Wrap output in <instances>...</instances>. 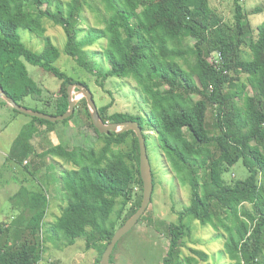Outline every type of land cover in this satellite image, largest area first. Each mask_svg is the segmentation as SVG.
I'll return each instance as SVG.
<instances>
[{
    "label": "trees",
    "instance_id": "1",
    "mask_svg": "<svg viewBox=\"0 0 264 264\" xmlns=\"http://www.w3.org/2000/svg\"><path fill=\"white\" fill-rule=\"evenodd\" d=\"M90 1L0 0V87L22 106L31 97L45 107L33 110L63 114L68 109V86L89 85L55 64L60 50L46 34L45 20L61 26L66 37L63 51L77 67L103 80H134L149 104L144 117L109 113V104L97 106L102 120L138 121L144 132L148 125L160 137L174 177L190 187V203L180 211L178 222L169 224L170 242L161 264L209 260L207 252L195 247L184 254L186 216L214 228L215 236L224 241L229 264H264V21L253 27L249 17L260 8L248 12L243 0H233V19L226 22L209 0H100L105 11L102 25L88 27L79 39L81 13ZM20 28L43 39V50L28 48L20 39ZM100 39L106 41L101 54L109 68L96 72L93 55L83 47ZM26 62L57 77V96L44 95ZM2 100L15 114L23 113ZM76 114L83 124L73 126L75 131L63 142L41 153L35 150L33 158L38 161H31L36 171L47 156L71 165L59 174L68 202L56 226L68 238L67 244L85 238L86 249L98 252L95 263L100 264L114 232L141 203L139 144L132 130L100 133L84 97L61 122L72 126ZM28 116L22 134L32 138L44 126L50 130L59 122ZM144 135L147 144L148 134ZM17 141L19 137L10 158L21 161L32 174L29 149ZM240 160L247 177L226 180L224 173ZM46 192L22 185L10 197L20 212L10 220L0 219V264H40L49 208ZM120 240L110 257L115 264L113 254Z\"/></svg>",
    "mask_w": 264,
    "mask_h": 264
},
{
    "label": "rangeland",
    "instance_id": "2",
    "mask_svg": "<svg viewBox=\"0 0 264 264\" xmlns=\"http://www.w3.org/2000/svg\"><path fill=\"white\" fill-rule=\"evenodd\" d=\"M66 1V0H64ZM211 6L222 14L226 22L233 19V0H209ZM90 5H85L79 22V39L86 34L88 27L101 26L103 16H105L104 6L100 0H91ZM246 11L252 12L255 8H260L259 12L250 13V21L253 27L264 21V0H243ZM45 6V5H44ZM47 27L46 34L50 36L52 42L59 48L60 56L56 65L66 73L85 80L94 95L96 105L103 106L109 104V113L127 112L133 114H144L149 111V104L137 89L135 81L130 78L110 77L105 80L97 74H91L76 66L75 61L67 55L64 50L65 33L61 26L55 25L50 20H45ZM21 41L35 52H40L44 48V40L34 35L27 29L18 30ZM106 41L100 39L91 45H85L83 49L93 55V66L96 72L105 71L109 68L106 59L101 54V46ZM102 44V45H101ZM212 59V58H210ZM30 76L43 89L45 96L49 94L58 95L60 81L52 73L26 62ZM103 81V84H100ZM76 91V89H74ZM251 93V90H250ZM74 98L78 101L81 94L74 93ZM0 97V219H12L13 215L19 214L18 209H14L10 197L22 186L29 190L44 188L47 190L49 208L45 218L46 224L42 232L44 237V251L40 264H96L98 252L94 248L86 249L85 238L78 237L73 244H67L68 238L63 230L56 226V221L67 205V197L61 192L60 170L71 165L61 164L58 158L47 156L44 159V166L38 171L33 169L36 160L33 158L35 150L41 153L43 150L63 142L72 134L73 126L81 125L83 122L76 114L68 126L59 121L56 126L48 130L44 126L35 138L28 134H22L24 124L28 122L29 116L25 113L15 114L10 106L5 104ZM24 107L29 109L43 110L44 104L40 100L27 97L22 101ZM50 111V109H47ZM211 119V111L207 113V120ZM147 138V151L150 164L155 179L151 202L143 214V218L127 232L117 245L114 251L115 262L117 264H161L167 253L170 236L168 227L170 223L178 222V215L181 210L190 203L189 185H180L177 179L167 166L164 157L165 148L158 134L145 125ZM70 129V130H69ZM24 135V136H23ZM28 136V137H27ZM19 137L18 146L29 149L28 160L30 174L20 161L10 158L14 140ZM23 149L19 148V152ZM34 159L32 162L31 160ZM248 175L247 168L240 160L231 169L224 173L226 180L244 179ZM61 181V180H60ZM184 222L189 225V233L185 236L184 254H190V248L202 249L209 254L207 262L199 264H229V259L223 252V239L215 236L216 231L210 225H203L193 216H186Z\"/></svg>",
    "mask_w": 264,
    "mask_h": 264
},
{
    "label": "water",
    "instance_id": "3",
    "mask_svg": "<svg viewBox=\"0 0 264 264\" xmlns=\"http://www.w3.org/2000/svg\"><path fill=\"white\" fill-rule=\"evenodd\" d=\"M74 89H76V91H74ZM74 93H80L81 96L85 98L92 123L100 133H109L111 131L116 133H122L128 130H132L135 132L138 139L139 173L142 180L141 203L139 208L128 219H126V221L114 232L100 259V264H115L114 262L110 261V257L115 245L127 232H129L135 226L140 217L145 213L146 209L148 208L151 202L154 189L152 167L148 156L146 137L144 135L145 132L142 130L140 124L138 123V121L133 120L120 122H104L98 112V107L95 103L92 91L90 90V88H88L82 83L76 82L68 86V109L60 115H51L42 111L26 108L18 104L3 90L2 87H0V97L3 98L13 108L30 116L44 118L51 122L64 120L74 113L75 106L78 103V99L74 98Z\"/></svg>",
    "mask_w": 264,
    "mask_h": 264
}]
</instances>
